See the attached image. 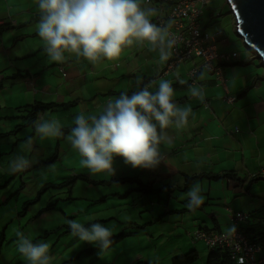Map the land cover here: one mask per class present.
I'll return each mask as SVG.
<instances>
[{
  "label": "crops",
  "instance_id": "crops-1",
  "mask_svg": "<svg viewBox=\"0 0 264 264\" xmlns=\"http://www.w3.org/2000/svg\"><path fill=\"white\" fill-rule=\"evenodd\" d=\"M146 1L142 0V7L156 9L157 14L151 17V20L159 25L156 22L158 15L166 17L172 7V1L152 0L151 3ZM159 8H163V11L159 12ZM206 16L204 25L201 21L203 30L207 32L213 28L210 31L212 34L218 35V50L237 52L233 50L234 43L230 39L227 29L223 26L214 27V22L222 24L223 20L229 16L232 20L231 26L234 28V35L244 44L243 39L237 33L236 20L227 0H213ZM39 19L36 0H0V20L12 24L11 29L0 39V56L2 61H10L13 66L22 64L25 67L24 70L28 78L26 76L21 78L26 81L27 85L28 79L33 78L36 89L33 94L34 102L25 105L43 102L37 100V97L41 96L40 100H43L42 96L44 95L50 98L49 102L44 103L63 106L58 108L61 110L60 112H52L50 115L45 112L47 110L40 111L37 120L41 118L56 119L61 122L64 136L50 138L48 141L54 143L56 140L55 145L59 158L66 154V163L57 167L60 163L58 158L51 165H43L42 163L46 161V151H41V149L36 154V149L43 142L39 138L33 142L35 150L32 155L29 157V153L26 154L31 164L23 171L10 173L8 167L5 168L0 162V207L4 210V221L6 222L5 235L0 232V242L3 243L7 240L9 229L10 233L14 232L12 236L14 240L18 239L17 232H23L34 243L46 242L49 244V252L53 257L51 264H172L173 257L191 251H196L199 256L194 264H208L211 250L205 242L195 240L197 232L211 234L228 232L227 230L235 225L230 217L231 212L238 211L254 215L253 222L240 225L242 231L248 232V230L254 229V233H256L260 229L263 230L264 185L259 183L261 179L254 175L264 169V76L260 78L256 71L263 66L253 53L249 57L252 59V65L257 60L260 61L257 68L255 66L243 67L242 64L250 65L245 61L224 66L226 88L228 95L236 98L234 103L225 100L226 91L216 77L202 70L199 71L196 84L204 92V100L200 101L198 98L190 97L188 89L191 83L187 77V72L195 64H199V59L185 61L176 65L172 70H168L172 53L167 61L162 62L158 51H151V46L145 42L143 45L133 44L125 47L120 57L115 60L101 58L93 64L83 57L77 60L74 54L65 53L63 62H53L44 52V43L37 33ZM220 42L223 44L219 45ZM59 66L65 68L67 77L62 76V80L58 76L53 80L50 79L48 75L56 71ZM18 73L21 74V71L19 70ZM17 79L14 78L12 83H17ZM180 79L186 83L181 84ZM162 81L172 82L175 93L174 101L181 107L190 106L192 114L189 116L187 125L180 129L170 126L167 130L170 141L162 142L159 146L160 165L155 169H138L126 165L123 157H116L114 162L116 172L112 173L109 178H106L105 173L90 174L89 170L81 164L83 158L66 140L71 128L75 127L72 125L73 118L77 116L69 106L74 102L72 107L74 106L76 109L81 103L85 104L84 111H79L78 114L98 116L103 112L107 102L119 98L121 93L131 96L149 82H153L152 88L149 90L154 92ZM138 83L139 88L137 87ZM28 88L32 89L31 85ZM53 90L55 94H53ZM1 106L0 102V126L3 125V121L6 124L10 122L12 125L14 121L21 119V117L19 118L21 113L16 110L18 107ZM54 108H52L53 111L56 110ZM24 124L26 125V123ZM11 132V130L0 131V144L3 145L0 148V160L4 158L3 153L6 155L4 150L7 148L5 147L7 144L2 143V140L11 144V139L14 137ZM20 132L22 131L16 135V138L20 139L13 142L15 147H18L19 143L27 138L26 136L21 139ZM33 134L35 135L34 128ZM14 150L9 153V159L15 156ZM49 166H54V170H50ZM45 169L50 173L63 171L61 178H64L65 175H69L71 178L82 177L84 181L77 182L75 190L78 187L87 190L88 187L98 189L102 185H125L120 180L126 177H138L144 183L151 185V193H141L137 190L129 193L145 196L148 200L147 205L144 203L141 205L143 207L140 213L131 215V210L127 209L133 208L119 205L118 207H121L118 208V214L122 215L125 212V216L128 217L121 219L118 215L114 224L108 223L113 218L109 219L96 214L97 207L93 210L89 209L90 211L81 215L80 206L63 204L67 209H62V214L73 217L69 219L68 216V220H75L85 226L99 222L112 229L113 234L119 232V227L125 226L126 228L120 232H124L127 236L122 238L124 240L120 249H118L120 245L114 244L102 257L98 251L91 256H86L85 253L84 258L76 259L75 256L95 246L80 239L73 240L69 244H61L57 240L58 236H49L51 233H56L51 228L56 226L60 228L62 225H59L61 218L49 217V210L41 213L48 208L43 206L41 203L43 196L39 195L44 186L49 183L43 174ZM34 171L39 186L43 185L38 193L39 210L33 205L26 206L28 200L33 199L32 196L23 197L24 195H22L27 184L18 186L15 194L13 193L14 187L10 188L18 178L21 179ZM197 182L201 188L203 204L195 210H190L187 207L188 198L185 194ZM82 183L83 187L80 186ZM118 187L117 189H119ZM4 188L5 190H3ZM129 191L119 194L117 199H127ZM58 194L57 191V196H59ZM102 197V200L106 201V196ZM64 198H56L55 202L51 204L54 207L52 212L63 207L59 206V202L66 203ZM81 199L85 202L84 207L87 209L92 204L97 205L99 202L98 199L91 197H81ZM139 218L141 220H138ZM162 225L166 229L156 232ZM133 226L134 228L127 230L128 227ZM139 235L142 237V244L143 239H148V250L137 242L136 237ZM14 249V258L21 255L17 247ZM83 256L81 255V257ZM17 264H26L24 257L18 259Z\"/></svg>",
  "mask_w": 264,
  "mask_h": 264
},
{
  "label": "clouds",
  "instance_id": "clouds-1",
  "mask_svg": "<svg viewBox=\"0 0 264 264\" xmlns=\"http://www.w3.org/2000/svg\"><path fill=\"white\" fill-rule=\"evenodd\" d=\"M36 3L40 16L37 33L44 43V52L53 62H63L65 53L74 54L77 60L83 57L93 64L101 58L115 60L125 47L145 42L151 46V51H158L163 62L169 59L175 45L169 31L172 22L164 26L153 23L151 17L157 14L156 9L142 7V0H36ZM1 26L5 32L12 24L0 20ZM58 68L59 73L67 77L65 68ZM19 76L28 78L27 74L19 73L5 78L17 79ZM27 82L36 91L33 78ZM179 82L186 83L182 79ZM152 83L131 96L121 93L119 98L109 100L98 116L84 113L75 116V127L71 128L66 140L83 158L81 164L90 174L115 173L116 157H123L125 164L133 168H157L161 158L159 146L170 141L167 130L170 126L180 129L188 124L192 108L181 107L174 101L172 82H160L154 92L149 90ZM137 87H140L139 83ZM188 91L190 97L204 100L200 87L191 85ZM32 127L41 140L64 136L62 124L56 119L41 118L34 121ZM32 145L31 136L19 145V154L9 162L10 173L21 172L30 166L26 154L31 152ZM49 169L54 170V166ZM185 195L190 210L203 204L198 182ZM67 223L71 235L97 247L100 257L113 243L112 229L99 222L87 226L75 220ZM235 230L232 225L227 231L231 234ZM16 236L17 250L26 264H51L53 257L48 243H34L23 232H17Z\"/></svg>",
  "mask_w": 264,
  "mask_h": 264
},
{
  "label": "rangeland",
  "instance_id": "rangeland-1",
  "mask_svg": "<svg viewBox=\"0 0 264 264\" xmlns=\"http://www.w3.org/2000/svg\"><path fill=\"white\" fill-rule=\"evenodd\" d=\"M210 6H208L206 8L204 16L202 17L203 25L206 23L204 20L207 19L206 14L209 13ZM218 21L221 22V20H219V19H218ZM214 23H215L214 27L223 26V27H225V29H227L228 34L230 35V39H232L233 43H234L233 50L239 52V54H240L239 62L242 63L245 61V62H248V64L250 63V65H247V64L243 65L242 64V66L245 68L255 66L257 68V66L260 64V61L257 60L255 62V64L252 65V61H251L252 59L249 57L250 55H252V52L249 49H247L246 46H244L243 42H241V39L237 38L234 35L235 32H234V28L231 26L232 20H230V17L229 16L226 17L223 20L222 24H220L218 22H214ZM210 30H213V28H210ZM210 30L209 31L207 30V32L211 35H214V34H212V32ZM7 32L8 31H5V32L3 31L1 33V35L5 36L7 34ZM0 39H1V37H0ZM0 43H1V40H0ZM221 44H223V43L220 42L219 45H221ZM245 58H247V59H245ZM236 67H238V66H236ZM236 67H232V68H236ZM24 69H25V67L22 66V64H18V66H13V64L10 63V61H2V57L0 56V78H1L0 79V102H1L3 107L9 108L10 105H13V106H16V108L17 107H20V108L23 107L22 109L25 110V106H27L25 104H29V103L34 102V98H33L34 91L31 88H28L29 86L27 85L26 81L22 80V78L20 76L18 77L19 79H17L18 80L17 83H14V84L12 83L13 79L5 78V77L11 76L13 73H18L19 70L21 71V74H26ZM256 71H258L260 78H263L262 76H264V67H262ZM48 76L52 80L55 79L56 76H58L60 78V80H62L61 79L62 75L59 73L58 68H56V71L52 72V74H49ZM2 77H3V79H2ZM53 94H55L54 90H53ZM42 98H44V99L40 100L41 96H38L37 100L43 101V102H49L50 101V98L47 96L43 95ZM72 105H74V102L72 103ZM72 105L69 106V108L72 109V112L75 113V115H78L79 111H84V109H85V104H82V103H81V105L76 107V109H74V106L72 107ZM60 107H63V106H58L57 108H54V109H56L55 111H53V109L52 110L47 109V111H45V112H47L49 115L52 114V112L58 113L61 111L58 109ZM24 114H27V113L24 112ZM19 121L18 120L14 121V124H12V125L10 122H8V124H6L3 121L2 122L3 125L0 126V131L1 130L13 131L15 129L14 128L15 126L23 125L24 123L27 122L25 118H21ZM72 125L75 126L74 121L72 122ZM21 131L22 132L19 133V137H21V139L25 138L26 136H27V138L29 136H31V137H33V142H35V140L38 138V137H36V135L33 134V128L30 126L23 128V130H21ZM17 139H20V138H16V135L14 134L13 139H11V144H13L14 141L16 142ZM26 139H24V140H26ZM48 140L49 139H44L43 142L41 144H39V147L36 149V154L41 149H42L41 151H43V150L46 151L45 160H48L50 157H52L57 150L56 149L57 146L55 145L56 140H54V143L49 142ZM19 141H22V140H19ZM4 142L7 144V146H5L7 148H5V150H4L6 152V155H4L3 160H0V162L5 168H7L9 165V162L16 155L19 154V146L15 147L14 144L11 145V144H8V141L2 140V143H4ZM21 143H19V144H21ZM1 146H3V145L0 144V148H1ZM13 149H15L14 150L15 156L12 157V159H9L10 158L9 153H12L11 151ZM33 150H35V149H34V146L32 145V150H31V152H29V157L32 155ZM61 156L63 158L62 160H61ZM61 156L59 158L60 163L57 165V167H60L63 165V163H66V157H65L66 154L61 155ZM8 159H9V162H7ZM43 174L46 176L45 177L46 181H49V183H62L63 181L70 180V178H71L69 175H65L64 178H61V177H63L62 176L63 171L61 173H59L57 171L50 173L49 171H47L45 169V171H43ZM111 175L112 174L105 173L106 178H109ZM259 183L264 185V180L259 181ZM23 184H27L25 187V191L22 193V195H24L23 197L32 196L33 198H35V196H38V193L40 191L39 189L43 186V185L39 186L35 171L28 173L27 175L23 176L21 179L18 178L16 180L15 184L13 183V185L10 188L14 187L13 193L15 194L18 190V186L20 187ZM38 186H39V188H38ZM80 186L83 187L84 184L82 183ZM117 186H119L118 187L119 189H117ZM68 187H70V185H68ZM68 187L64 190L49 189L47 191H44L41 194L43 196L42 201H41L43 206L45 208L49 207L51 204H53L55 202L57 197H59V198L67 197L68 198L69 197ZM132 187H133V185H129L127 183H125V185L114 184L113 186L102 185L98 189L94 188V187L93 188L88 187L87 190H85V189L83 190V189H80L78 187L76 190H73V197H74L73 200H68L66 203H62L60 201L59 206H63V207H60V208H58V210H55L53 212H52V209H49V212H48L49 217L50 218H58V219L61 218L60 225H62L63 223L67 224V222L69 221L68 217L64 216L62 214V209H67L66 206L64 207V205H77V207L80 206V207L85 209V207H84L85 202L81 199V197H88V198L91 197L92 199H96V200L98 199L99 202L97 205L92 204V206L88 207V209L93 210L94 208L97 207L96 214H100V215H102L106 218H109V219L113 218V219L109 220L108 223L114 224L116 221V216L118 218V215H119L121 217V219H126V217H128V216H125V212L122 215L118 214V208L121 207V206L118 207L119 205L127 206L129 208H133V209H127L128 211L131 210V215L132 214L133 215L139 214L141 208L143 207V206H141L143 203H144V205H147L148 200L145 198V196H140L136 193L129 194V197L127 199H124V200L117 199L119 194H123L125 191H129ZM84 188H86V187H84ZM3 190H5V188ZM57 191L59 193L58 194L59 196H57ZM104 195L106 196V201L102 200L103 199L102 196H104ZM33 206H36L35 208L37 210H39L38 202H37V204H34ZM138 220H141V218H139ZM57 223H58V220H57ZM57 223H50V224L58 225ZM48 227H49V225H48ZM123 228H126V227L125 226H121V228L119 227L118 228L119 232L117 234H120L121 233L120 231L123 230ZM132 228H134V226L128 227L127 230H131ZM51 229L54 230V228H51ZM164 229H166V227L164 225H162L159 229L156 230V232L159 230H164ZM149 230H151V228H149ZM0 232H2L1 227H0ZM13 234H14V232L10 233V229H9L8 233H7V236H8L7 240L3 241V243L0 246V264H17L18 259L23 257L22 255H19V256L17 255L14 258L15 254H13V251L15 250L14 248L16 247V240H14L12 238ZM143 235H144V233L142 232V236ZM176 238L180 239L181 237H176ZM136 239L140 245H142L145 249L148 250L149 243L147 241L148 240L147 238L143 239V244H142V240H141L142 239L141 235L137 236ZM123 240L124 239L116 242V245H120L118 249H120V247H122L121 243L123 242ZM201 242H203V241H201ZM147 255H148V252H147Z\"/></svg>",
  "mask_w": 264,
  "mask_h": 264
},
{
  "label": "built area",
  "instance_id": "built-area-1",
  "mask_svg": "<svg viewBox=\"0 0 264 264\" xmlns=\"http://www.w3.org/2000/svg\"><path fill=\"white\" fill-rule=\"evenodd\" d=\"M172 7L166 17L159 14L156 22L164 26L171 21V37L175 39L172 49L168 70H172L176 65L189 60L199 59V64L188 71L187 77L191 85H196L199 71L213 74L219 84L226 91L225 100L234 103L236 98L228 95L226 88V78L224 76L225 64L236 63L240 60L239 52H221L218 50V35H211L205 32L202 27V17L206 7L213 0H171ZM151 3L152 0H147ZM162 7V5H161ZM163 8H159L162 12ZM256 178L264 180V169L254 175ZM235 224V232L206 233L197 232L195 240L205 242L210 250L221 249L230 255L231 264H264V245L252 242L240 225L250 224L254 220V215L244 212H231L230 215Z\"/></svg>",
  "mask_w": 264,
  "mask_h": 264
},
{
  "label": "trees",
  "instance_id": "trees-1",
  "mask_svg": "<svg viewBox=\"0 0 264 264\" xmlns=\"http://www.w3.org/2000/svg\"><path fill=\"white\" fill-rule=\"evenodd\" d=\"M211 3L208 6H210ZM3 30H4V27L1 26L0 27V36H1V33L3 32ZM225 65H231V64H225ZM56 106H58V104L35 102V104L25 106V110L22 109L23 107L22 108L18 107L16 110L18 111V113H21V114H19L20 115L19 118L20 117L25 118L27 122H26V125L25 124L17 125L11 133H13V135L14 134L17 135V133L19 131L23 130V128L29 127V126L32 127L33 122L37 120V115L40 111L52 109ZM24 112L27 113L25 116L23 115ZM4 155H5V153H3V156ZM58 158H59V154H58V149H57L56 152L54 153V155L52 157H50L48 160L44 161L42 164L43 165H51ZM218 177H220V176H218ZM212 178H215V177H212ZM79 181H84V179L80 176H75V177L70 178V180L63 181L62 183H48V185H45L44 188L40 191L39 195H41L44 191L49 190V189L64 190L68 187V185H70V187H68L69 197L68 198L65 197L63 200H66V201L73 200L74 199L73 190H75V187H76L75 185ZM120 182L127 183L129 185H133V187L131 188V190L129 192H127V194H129L130 192H133L135 190H137L141 193H151V185H149L148 183H144L138 177H126V178L121 179ZM39 195L33 199L28 200L26 206L28 207L29 205L36 204L39 201ZM49 209H54L53 205H50L47 209L43 210V212H41V213L43 214V213H45V211L47 212ZM85 209L81 207V210H82L80 213L81 215L87 211H90L87 208H85ZM4 216H5L4 210L0 207V227L2 228V235H5L4 230L6 229V222L4 221ZM65 216H67V215H65ZM71 218H73V217L69 216V219H71ZM3 222H5V223H3ZM59 225H60V223H59ZM54 230H55L54 232H56V233H54V234L48 233V234H49V236H51V235L58 236L57 240L61 244H67V243L69 244L73 240L79 239V238L73 237L71 235V229L69 228L68 223L62 224V226L60 228H59V226H56L54 228ZM220 233H223V232H220ZM220 233H218V234H220ZM245 234L249 237V239L252 242H257V243H260L261 245H264V227H263V230L260 229V231H258L256 233H254V229H252V230H248V232H245ZM255 234L260 235V236L254 237L253 235H255ZM126 236H127V234H125L124 232L123 233L121 232L120 234H117V233L113 234L112 245L116 244V242H118V241H121L122 238H125ZM1 244H2V242H0V246H1ZM98 251L99 250L97 247L89 248V250L83 251L82 253L75 256V258L76 259L84 258L85 253L87 254L86 256H89V255L91 256L92 254H94ZM81 255H84V256L81 257ZM198 259H199L198 253L196 251H191L190 253H187V254H184L181 256L173 257L171 259V261H172V264H194L197 262ZM231 263H232V261H231L230 255L227 251H223L221 249L211 250V253H210L209 259H208V264H231Z\"/></svg>",
  "mask_w": 264,
  "mask_h": 264
},
{
  "label": "water",
  "instance_id": "water-1",
  "mask_svg": "<svg viewBox=\"0 0 264 264\" xmlns=\"http://www.w3.org/2000/svg\"><path fill=\"white\" fill-rule=\"evenodd\" d=\"M237 33L264 67V0H227Z\"/></svg>",
  "mask_w": 264,
  "mask_h": 264
}]
</instances>
